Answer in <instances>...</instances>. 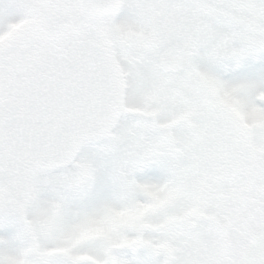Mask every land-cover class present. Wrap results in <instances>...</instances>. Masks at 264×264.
Masks as SVG:
<instances>
[{
    "label": "snow or ice",
    "instance_id": "snow-or-ice-1",
    "mask_svg": "<svg viewBox=\"0 0 264 264\" xmlns=\"http://www.w3.org/2000/svg\"><path fill=\"white\" fill-rule=\"evenodd\" d=\"M0 264H264V0H0Z\"/></svg>",
    "mask_w": 264,
    "mask_h": 264
}]
</instances>
